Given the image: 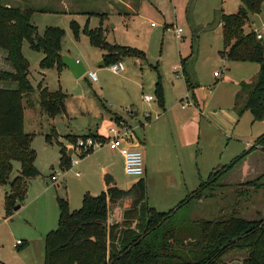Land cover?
<instances>
[{
	"label": "rangeland",
	"instance_id": "rangeland-1",
	"mask_svg": "<svg viewBox=\"0 0 264 264\" xmlns=\"http://www.w3.org/2000/svg\"><path fill=\"white\" fill-rule=\"evenodd\" d=\"M73 1L0 0V4L9 2L34 10L30 23L39 35L47 26L62 29L61 50L79 58L85 68L80 77L65 67L60 71L55 67L41 69L42 53L30 49L28 42L23 41L22 53L28 59V79L33 88L22 101L23 130L32 135L34 165L39 174L28 179L26 195L15 204L19 208L14 206L10 215L5 212L9 185L0 184V264H42L44 232L55 228L58 220L54 202L57 185L51 180L52 173H60L58 177L63 174L70 186L71 210L81 205L78 187L84 177L90 179V193L101 191L96 168L101 160H113L107 146L94 149L87 155L89 160L73 154L72 158H79L80 165L62 169L56 140L90 131L94 136L96 131L105 134L110 125L123 124L132 134L133 142L141 140L137 148L142 152L147 175H125L115 156L110 170L123 189L143 178L149 206L169 211L201 180H206L211 171L225 167L219 179L221 186L212 195L192 202L190 217L264 218V151L257 146L240 162L228 167L235 156L255 145L256 139L264 134V118L253 120L249 110H241L245 102L243 85L256 79L259 63L229 60L219 55L223 49L219 13H235L241 0H127L130 8L121 5L125 14H109L105 9L108 5H102L107 0H83L82 10H106L103 16L68 13L73 9ZM65 2L68 5L64 6ZM136 9L138 12L133 13ZM72 21L80 29L78 38L70 28ZM98 26L104 29L107 42L136 49L143 55L123 57L125 70L120 74L110 72L107 66H97L103 50L91 45L82 30ZM178 27L182 28L181 37L175 32ZM243 30L257 31L264 43V0L257 13H248ZM3 56L0 51L1 60ZM183 59L192 89L185 83ZM2 61L0 67L9 69ZM89 71L96 73V81L90 80ZM158 84L162 105L156 92ZM40 85L64 94L66 112L50 118L42 111ZM144 95L153 99L146 101ZM148 115L151 118L147 121ZM114 116L121 121L120 125ZM50 133L54 136L47 140ZM82 160L89 161L87 173L86 162ZM18 170L19 163L14 162L10 179L19 174ZM76 170H80V177L74 176ZM135 196L133 190L114 209L122 212L132 205ZM17 240L24 241L18 249ZM245 255L244 250L230 249L223 253L222 261L245 264Z\"/></svg>",
	"mask_w": 264,
	"mask_h": 264
},
{
	"label": "trees",
	"instance_id": "trees-1",
	"mask_svg": "<svg viewBox=\"0 0 264 264\" xmlns=\"http://www.w3.org/2000/svg\"><path fill=\"white\" fill-rule=\"evenodd\" d=\"M139 0H136L138 2ZM262 0H241L242 4L232 14L219 13L223 49L219 55L229 60L259 63L256 79L243 85L245 102L242 111L249 110L253 120L264 118V43L257 38L255 30L244 32L248 13H257ZM34 10L0 4V51L9 69L0 67V184L9 185L5 195V212L18 201L23 200L28 179L39 174L34 165L35 151L31 146L32 135L23 130V104L25 95L33 91L28 79V61L22 54V43L26 40L30 49L43 54L39 62L41 69L62 67L60 44L63 30L47 26L42 35L30 23ZM85 14L103 16L99 10ZM70 28L75 38L80 29L75 21ZM82 33L91 45L103 50L105 66L122 60L125 56H141L142 52L109 43L101 26L87 29ZM0 57V64L3 61ZM186 59L181 60L183 72ZM187 88L193 84L185 77ZM196 86V85H195ZM40 106L53 118L66 112L64 94L39 87ZM156 92L162 105L159 84ZM149 120V116H146ZM53 133L46 135L51 140ZM102 138L100 135H67L64 138L74 144L77 139ZM59 148V166L70 168L71 157L68 148L56 140ZM259 147L264 151V134L255 145L235 156L228 167L240 162L249 152ZM91 152L82 153L83 158ZM14 162L19 163V174L10 179ZM225 167L211 171L206 180L187 194L175 207L167 212L158 211L147 204L146 184L139 178L130 187H119L109 174H104L105 187L98 193L85 192L81 205L71 210L64 185L56 188L58 220L55 228L43 237L42 264H224L222 255L227 250H244L245 264H264V219H247L231 215L216 219H193L190 217L192 202L212 195L220 187ZM135 190L132 205L114 209ZM176 209V210H174ZM23 244L16 246L22 247Z\"/></svg>",
	"mask_w": 264,
	"mask_h": 264
},
{
	"label": "built area",
	"instance_id": "built-area-1",
	"mask_svg": "<svg viewBox=\"0 0 264 264\" xmlns=\"http://www.w3.org/2000/svg\"><path fill=\"white\" fill-rule=\"evenodd\" d=\"M153 24V23H152ZM177 36L181 37L182 28L178 27L175 29ZM262 35L257 33V38H261ZM107 69L114 73L120 74L125 70V66L122 60L110 63ZM87 75L92 79L96 80L97 75L94 71L87 72ZM146 101H151L153 96L144 95L143 97ZM121 124V123H120ZM119 124V125H120ZM133 136L127 128L121 124L119 127L110 126L107 129L106 136L102 138L87 137L85 139L79 138L74 144H70L69 147L72 151L70 167L77 165L79 158H72V155L80 157V154L92 152L94 149L101 147L103 145L107 146L108 150L117 153L122 159V169L125 175L141 176L144 174V165L142 152L139 148L133 146L131 142L133 141ZM60 173H52L51 180L55 183L59 178H63V174L58 177ZM74 174L78 176L80 172L78 170L74 171ZM264 219V218H263ZM21 240H17L15 246L22 244Z\"/></svg>",
	"mask_w": 264,
	"mask_h": 264
},
{
	"label": "crops",
	"instance_id": "crops-1",
	"mask_svg": "<svg viewBox=\"0 0 264 264\" xmlns=\"http://www.w3.org/2000/svg\"><path fill=\"white\" fill-rule=\"evenodd\" d=\"M85 1V0H84ZM83 0H74L73 2H72V7H73V9H72V11H69L68 10V8H66L69 12L68 13H71V12H73V14H84V15H89V16H91V14H85L84 12L86 11V12H89V11H96V10H94L95 8H89L90 10H82L83 8V6H82V3L84 2ZM3 5H8V6H14L13 4H10L9 2H5V3H2ZM71 4V3H70ZM95 4V3H94ZM105 4H107L108 5V7L107 8H105V9H107L108 10V13L110 14V13H119V14H125V12H123V7H125V8H130V4L128 3V1L127 0H107V1H105L104 3H102V5H104L105 7H106V5ZM63 5L65 6V5H68V2H65V3H63ZM123 7H122V6ZM82 6V7H81ZM104 6H103V8H104ZM15 7H19V6H15ZM63 9H65V8H63ZM70 9V8H69ZM42 11H50V10H42ZM99 11H101V12H107L106 10L104 11V10H99ZM136 12H138V10L136 9L135 10V12H133V13H136ZM97 16V15H96ZM257 32V31H256ZM263 37V36H262ZM23 44V43H22ZM29 45V44H28ZM30 48V47H29ZM23 54V53H22ZM60 54H67V53H65V52H63L62 50H61V47H60ZM68 55V54H67ZM24 56V55H23ZM42 57H43V54H42ZM41 57V58H42ZM24 58L28 61V59L24 56ZM41 58H40V60H41ZM79 58H77V60H78ZM40 60H39V62H40ZM101 62H103V53L101 54V58H100V61L98 62V64H97V66H105V64L104 65H102L101 64ZM104 63V62H103ZM65 66H63L62 65V67H61V69H63ZM65 68H67V67H65ZM60 69V70H61ZM183 69V68H182ZM185 69V68H184ZM59 70V71H60ZM89 77V76H88ZM90 78V77H89ZM90 80H92L91 78H90ZM97 80V79H96ZM96 80H92V81H96ZM197 85V84H196ZM43 87V86H42ZM196 95L194 94L193 95V97H195ZM23 99H24V97H23ZM23 99H22V101H23ZM195 99H196V97H195ZM194 104H196V103H198L197 102V99H196V102L194 101L193 102ZM39 107L42 109V107L39 105ZM42 111H43V109H42ZM23 113H24V110H23ZM149 116V120H150V118H151V116L150 115H148ZM114 118V120H115V122H117V124L119 125L120 123H121V121L119 120V119H117V117L116 116H114L113 117ZM112 121V120H111ZM148 121V120H147ZM111 123V122H110ZM110 126H112V125H110ZM89 129V131H90V128H88ZM72 134V133H71ZM91 135V131L89 132V133H84V134H73V135H76V136H81V135ZM101 133H99L98 131H96V135H100ZM105 134H107V130H106V133ZM105 134H101L100 136H103V135H105ZM137 140H139L138 138H137ZM59 141V140H58ZM62 143H63V145L65 146V147H67L68 148V150H70V147H69V145H70V143L64 138V139H62V140H60ZM141 141V140H140ZM140 141H138L137 143H135V142H131V144L133 145V146H135V147H138L139 146V144L141 143ZM246 143H248V142H246ZM58 152H59V148H58ZM109 154H110V158H113V160L112 161H106V160H101L99 163H98V167L96 168V169H98L99 171H98V177H100V181H101V183H100V188H101V190L105 187V183H104V181H103V176H104V174H109V175H111L112 176V180L117 184V182H116V180H115V178H114V176H113V171L112 170H110L111 168H110V166H112V164H114L115 163V161H114V156H115V158H117V162L118 163H120V165L122 166V159H121V157L117 154V153H115V152H113V151H110L109 150ZM88 156H89V154H88ZM87 155L83 158V160H89V157H88ZM86 158H88V159H86ZM82 160V161H83ZM83 162H86V163H84L85 165V170H86V173L88 172V170L90 169L89 167H88V162L89 161H83ZM77 165H80V162H78L77 163ZM77 165H75V166H77ZM82 169H83V166H82ZM96 169H93V170H96ZM79 172H80V170H78ZM147 167H146V164H145V166H144V174L145 175H147ZM74 176L75 177H80L81 176V172H80V174L78 175V176H76L75 174H74ZM61 180H65V178L63 177V178H59L58 179V181L56 182V184L55 185H59L60 183L62 184V185H64L65 186V188H66V191H67V197H68V202H69V197H70V186L67 184V182H66V180L64 181V182H62ZM145 181V180H144ZM145 184H146V181H145ZM57 185V186H58ZM199 185V184H198ZM198 187V186H197ZM196 187V188H197ZM196 188H194V189H196ZM90 179H89V177H84L83 179H82V183H80V185H79V187H78V191H79V193L81 194V196L83 195V193H85V192H90ZM194 189H192V190H190V191H193ZM55 196H56V194H55ZM55 196H54V202H55V204H56V199H55ZM82 198V197H81ZM56 206H57V204H56ZM58 219V218H57ZM51 230V229H50ZM41 231H45V230H41ZM47 231V230H46ZM49 231V230H48ZM47 231V232H48ZM44 233H46V232H44ZM45 235V234H44ZM23 245H24V241H23V243H22Z\"/></svg>",
	"mask_w": 264,
	"mask_h": 264
},
{
	"label": "water",
	"instance_id": "water-1",
	"mask_svg": "<svg viewBox=\"0 0 264 264\" xmlns=\"http://www.w3.org/2000/svg\"><path fill=\"white\" fill-rule=\"evenodd\" d=\"M60 60H61L62 65L67 67L73 73L75 77H80L81 75L85 73V68L83 67L82 63L79 60L67 54H60ZM101 64L104 65L103 62H101ZM71 153H72L71 149L67 151L68 156H71ZM17 208H19V205L15 206L14 209H17Z\"/></svg>",
	"mask_w": 264,
	"mask_h": 264
}]
</instances>
